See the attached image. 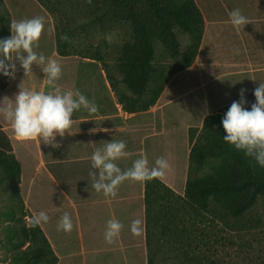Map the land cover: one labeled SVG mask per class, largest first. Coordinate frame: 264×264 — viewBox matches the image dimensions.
Returning a JSON list of instances; mask_svg holds the SVG:
<instances>
[{
  "label": "rangeland",
  "instance_id": "1",
  "mask_svg": "<svg viewBox=\"0 0 264 264\" xmlns=\"http://www.w3.org/2000/svg\"><path fill=\"white\" fill-rule=\"evenodd\" d=\"M161 1L181 10L185 0ZM239 1L245 0H192L197 13L186 17L188 30L170 11L161 9L169 24L166 31L163 22L152 17L150 1L141 0L143 12L154 25H150L146 88L135 99L124 79L136 62L138 40L131 21L115 19L112 0H0V38L11 35L13 20L43 16L44 32L35 51L60 62L62 75L56 85L79 89L98 105L91 119L75 120L92 116L83 108L73 113L70 131L74 134L57 135L58 147L39 139L18 140L11 123L0 115V264H264V196H258L239 217L225 213L213 201L205 210L194 209L184 197L188 178L219 175L217 170L233 163L237 153L253 172L264 175V167L255 159L224 141L223 125L214 142L213 129L203 134L205 120L216 113L224 116V108L240 99L242 88L247 90L244 106L250 110L254 90L264 82V65L237 63L241 51L236 48L230 18L217 19L224 15V6L237 9ZM63 35L68 40L61 39ZM254 54L258 50L249 51V59L263 60ZM20 84L51 90L38 66L24 76L17 62L15 78L0 72V101L5 96L14 99ZM163 91L184 94L185 103L166 104L173 97H160ZM124 104L134 110L123 111ZM116 124L128 127L115 133L109 127ZM81 126L107 131L91 132L96 139L92 145L88 133L78 131ZM171 132L173 137L166 136ZM111 140L126 142L129 155L115 161L122 170L130 168L141 152L150 166L165 157L171 170L163 178L126 182L127 191L117 197L123 196L121 200L129 202L137 214L128 224L142 221L141 234L122 233L109 244L105 230L92 227L99 220L94 222L89 205L106 199L92 188L89 171L92 148ZM209 143L218 145L219 151L205 152L202 164L190 163L191 147ZM79 149L85 150L84 159ZM2 151L17 162V171L4 164ZM40 211L50 220L37 226L40 233H33L36 228L30 221ZM65 212L72 219L71 232L57 230ZM42 237L47 240L44 245ZM39 247L45 255L36 260L34 252Z\"/></svg>",
  "mask_w": 264,
  "mask_h": 264
},
{
  "label": "clouds",
  "instance_id": "2",
  "mask_svg": "<svg viewBox=\"0 0 264 264\" xmlns=\"http://www.w3.org/2000/svg\"><path fill=\"white\" fill-rule=\"evenodd\" d=\"M229 18L237 30L251 22L238 8L229 12ZM44 27L43 16L13 20L10 24L11 35L0 38V72L15 78L18 62L24 76H27L33 72V65H36L45 74L47 85L51 89L38 91L24 88L20 84L14 99L5 96L0 101V115L11 123L18 140L39 139L46 145L58 147L57 135L64 137L65 132L74 134L70 131L73 113L83 108L89 115H93L98 111V105L94 100L90 101L79 89H64L56 85L62 75L60 62L35 51ZM61 39L68 40V37L63 35ZM246 91L240 89V99L231 103L221 120L226 132L223 139L264 167V82H260L255 88V102L251 104L250 110L244 106L248 103L245 98ZM126 147L123 140H111L102 147L95 148L91 155V186L96 192H103L105 197L115 198L119 185L125 180L144 182L163 178L166 172L171 170L168 160L163 156L158 157L155 164L150 166L147 155L143 152L139 153V158L133 161L130 168L122 170L115 161L129 155L125 151ZM49 220V215L44 211L33 213L30 226L36 227ZM141 224L140 219L132 221L133 235L141 234ZM72 228L71 216L65 212L57 223V230L71 232ZM122 228L123 224L119 220H108L106 242L114 243Z\"/></svg>",
  "mask_w": 264,
  "mask_h": 264
},
{
  "label": "trees",
  "instance_id": "3",
  "mask_svg": "<svg viewBox=\"0 0 264 264\" xmlns=\"http://www.w3.org/2000/svg\"><path fill=\"white\" fill-rule=\"evenodd\" d=\"M140 1L141 0H112V5L116 10L115 19L131 21L136 33V39L138 40L136 62L135 64L133 63L129 74L124 79L128 87L135 94V99L139 98L146 88L147 71L151 56L150 38H152L153 35V33L151 34L150 32V25H154V22L150 23L151 18L146 17L143 12ZM149 1L151 3L152 17L155 18V21L160 20L163 22V27L166 31H170L169 24L159 10L166 9L170 11L172 17L177 19V21H179L178 23H180L185 30L189 29L186 17L189 16L190 12L195 13L196 11L197 13V8L193 5L192 0H185L183 4H181V10L173 8L169 3L164 4L161 0ZM182 9H184V12ZM229 107L230 105L224 108L226 112ZM122 108L127 112L134 110L132 107L125 104ZM222 118L223 116L216 113L210 115L204 122L203 134L211 132L212 129L215 131L212 134L213 142L221 135L222 124L220 119ZM218 151L219 147L214 143L204 144L203 146L194 145L189 151V161L190 163L202 164L204 162L203 154L205 152ZM2 153L6 156L4 164L6 166L11 164L13 166V171H17V162L11 158L10 155L5 154L3 151ZM217 171H219V175L217 176L207 175L194 179L188 178L185 181L184 197L194 209L205 210L211 203L215 202L225 213L232 217H239L255 203L258 196H264L263 173L258 174L253 172L250 169L249 162L241 158L238 153L233 163L222 166ZM160 184L164 186V188L169 189V187L161 182ZM146 192L147 186L144 191L145 196ZM35 228L36 232L33 230H31V232L40 233L38 227L36 226ZM25 233H28V231H25ZM41 242L44 245L47 243V240L42 237ZM36 251L37 252H34L36 255L34 259L39 260L44 257L45 253L42 247H39ZM148 264H150V261ZM210 264L216 263L211 262Z\"/></svg>",
  "mask_w": 264,
  "mask_h": 264
},
{
  "label": "crops",
  "instance_id": "4",
  "mask_svg": "<svg viewBox=\"0 0 264 264\" xmlns=\"http://www.w3.org/2000/svg\"><path fill=\"white\" fill-rule=\"evenodd\" d=\"M251 7V8H250ZM237 8L240 9L241 13L246 16L251 22L247 23L235 30V35L237 38V43H236V48H239L241 52H238L239 58H242L241 60H237L238 64H260L264 65V0H245L242 2L237 3ZM232 9H229L227 6H224V15L220 18L217 19H227L226 16L229 17V12ZM226 17V18H223ZM252 50H258V54L255 55L257 57H263V60H254V59H249V51L251 52ZM251 57H253V54H250ZM246 58V59H243ZM264 74V73H263ZM184 95V94H182ZM182 95H165V92H161L159 95L160 97H168L172 96L173 99L165 101L166 104L169 103H185V101L181 98L183 97ZM185 96V95H184ZM172 101V102H170ZM176 105V104H175ZM123 109V108H122ZM125 111V110H123ZM127 112V111H125ZM110 115H116V114H105L102 116H110ZM94 118V116H87V117H81L75 119L76 121L80 119H91ZM79 121L77 123H79ZM88 121V120H86ZM116 123H119V121H116ZM128 127V124L126 125ZM126 126L123 125H114L110 126V129H115V133L121 132L118 129L125 128L127 129ZM93 129H104V128H97V127H89V128H82L78 129V131L87 132L88 136L92 140H96L94 136L95 133L92 131ZM175 135L174 133H167L166 136L173 137ZM164 136V135H163ZM84 138L87 136L84 135ZM83 138V139H84ZM93 141L91 144L93 145ZM92 148V147H91ZM94 147L92 150L94 151ZM84 151L83 149H79L80 153V158L84 159L86 156H84ZM93 153V152H92ZM91 153V155H92ZM172 156H175L178 154L177 151H172ZM90 155V156H91ZM126 182L128 180H125L123 183H121L117 189V194H122L127 191L128 186L126 185ZM103 194V192H99ZM123 196H116L115 198L112 197H105L106 200H102L101 202H98L97 204L92 203L89 205V207L94 210L93 211V216H94V222L98 219L99 222L93 224V229L97 230L96 227L98 228V231H106V226H107V221L110 219H117L123 224V228L120 231L119 234L122 233H128L131 232V224H128V220L131 218L132 215H137L136 212H134V209L130 207V203L126 202L124 200H121ZM140 211V209H138ZM118 239H121L120 237Z\"/></svg>",
  "mask_w": 264,
  "mask_h": 264
}]
</instances>
